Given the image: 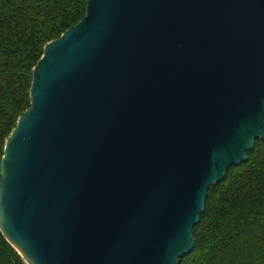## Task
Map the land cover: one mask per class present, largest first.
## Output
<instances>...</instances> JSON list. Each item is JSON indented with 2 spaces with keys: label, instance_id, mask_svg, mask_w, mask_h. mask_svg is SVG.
Returning a JSON list of instances; mask_svg holds the SVG:
<instances>
[{
  "label": "water",
  "instance_id": "obj_1",
  "mask_svg": "<svg viewBox=\"0 0 264 264\" xmlns=\"http://www.w3.org/2000/svg\"><path fill=\"white\" fill-rule=\"evenodd\" d=\"M5 142L27 264H181L211 185L264 140V0H88Z\"/></svg>",
  "mask_w": 264,
  "mask_h": 264
},
{
  "label": "trees",
  "instance_id": "obj_2",
  "mask_svg": "<svg viewBox=\"0 0 264 264\" xmlns=\"http://www.w3.org/2000/svg\"><path fill=\"white\" fill-rule=\"evenodd\" d=\"M88 0H0V172L5 142L31 106L33 69L47 42L86 14ZM211 185L181 264H264V140ZM1 176V173H0ZM0 264H27L0 230Z\"/></svg>",
  "mask_w": 264,
  "mask_h": 264
}]
</instances>
